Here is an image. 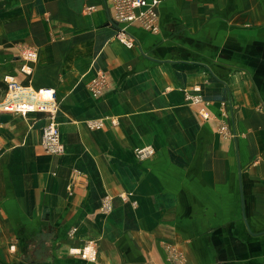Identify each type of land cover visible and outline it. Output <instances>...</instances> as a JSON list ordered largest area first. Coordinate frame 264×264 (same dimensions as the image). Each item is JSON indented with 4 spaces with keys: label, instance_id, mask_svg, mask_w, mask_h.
Masks as SVG:
<instances>
[{
    "label": "crops",
    "instance_id": "0c3cea01",
    "mask_svg": "<svg viewBox=\"0 0 264 264\" xmlns=\"http://www.w3.org/2000/svg\"><path fill=\"white\" fill-rule=\"evenodd\" d=\"M159 1L129 48L114 0H0V99L8 76L53 89L65 145L0 113V264H264V0Z\"/></svg>",
    "mask_w": 264,
    "mask_h": 264
},
{
    "label": "built area",
    "instance_id": "2783aa9c",
    "mask_svg": "<svg viewBox=\"0 0 264 264\" xmlns=\"http://www.w3.org/2000/svg\"><path fill=\"white\" fill-rule=\"evenodd\" d=\"M159 0H114L113 23L117 27V37L129 48L136 46V39L128 32L129 25L136 23L147 31L158 33L159 25ZM36 53L26 52L25 59L33 60ZM22 69L29 72L30 69L24 65ZM7 88L2 99H0V113L17 114L29 112H42L46 117V124L42 129L41 145L49 155H62L65 152V145L62 142L61 131L57 121L59 103L53 89L36 90L31 86L24 85L12 76L6 78ZM109 88V80L106 73L99 71L89 84V90L93 97L101 96ZM200 88L196 87L195 93H186V100L193 104L203 102V97L199 93ZM47 94L48 96H45ZM208 104V102H205ZM91 128L100 127L101 120L89 121ZM223 136L230 134L229 129L221 124L218 128ZM136 156L140 160L150 158L154 155L155 149L148 145L135 149ZM121 199L128 200V195L121 194ZM111 196L103 200L102 211L107 213L111 210ZM172 257H176L172 249H169ZM181 260V258H179Z\"/></svg>",
    "mask_w": 264,
    "mask_h": 264
},
{
    "label": "water",
    "instance_id": "95a60500",
    "mask_svg": "<svg viewBox=\"0 0 264 264\" xmlns=\"http://www.w3.org/2000/svg\"><path fill=\"white\" fill-rule=\"evenodd\" d=\"M12 118V114H2L1 115V121L6 122L9 121Z\"/></svg>",
    "mask_w": 264,
    "mask_h": 264
}]
</instances>
